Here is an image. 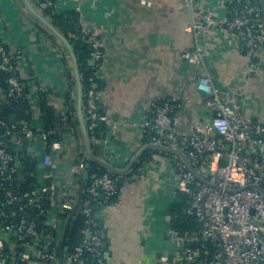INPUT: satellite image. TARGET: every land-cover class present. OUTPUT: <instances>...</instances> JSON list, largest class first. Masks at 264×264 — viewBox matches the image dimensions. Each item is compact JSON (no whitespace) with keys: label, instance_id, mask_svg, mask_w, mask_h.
<instances>
[{"label":"crops","instance_id":"1","mask_svg":"<svg viewBox=\"0 0 264 264\" xmlns=\"http://www.w3.org/2000/svg\"><path fill=\"white\" fill-rule=\"evenodd\" d=\"M29 1L35 8L33 0ZM140 1L61 0L60 14L75 12L82 28L95 33L104 43L99 79L104 98L100 109L108 122L98 141H91L94 156L118 169L125 168L144 146L143 132L132 127L131 120L145 114L152 100L175 104L179 132L193 123L207 122L211 113L196 91L198 76L208 77L223 99L238 94L251 122L264 125V73L248 71V58L234 46L229 33L211 25L197 36L189 34L186 28L198 19L178 0H147L150 7ZM204 6L217 13L215 21L224 12L216 0H207ZM0 38L9 51H20L17 73L34 132L29 140L17 133L12 137V148L19 154L15 159L17 180L23 183L27 171H21L34 163L37 186H42L47 170L42 157L48 153L57 164L53 182L58 201L74 199L72 210L63 212L57 204H51L44 215L45 226L55 229L58 236L57 258L47 262L38 257L47 235L27 248L32 259L26 264H63L61 254L69 220L80 214L87 187L82 176L85 168L81 163L86 161L77 121L76 83L70 85L68 78L70 73L75 82L73 68L62 44L26 11L22 0H0ZM196 46L203 50L204 59L190 65L181 54ZM4 94L0 89V102ZM42 100L56 118L50 140L59 143L56 150L49 149L41 138L45 128L39 105ZM82 114L85 122L83 107ZM148 151L153 153L138 169L133 167L115 197L103 202L95 212L101 235L105 236V264H157L163 257L173 258L184 246L168 213L178 194L174 162L166 153ZM0 238L12 251L16 248L14 232L6 233L0 226Z\"/></svg>","mask_w":264,"mask_h":264},{"label":"built area","instance_id":"2","mask_svg":"<svg viewBox=\"0 0 264 264\" xmlns=\"http://www.w3.org/2000/svg\"><path fill=\"white\" fill-rule=\"evenodd\" d=\"M33 0L35 8L51 14H60L61 0H42L40 5ZM179 3L194 13L197 23L190 24L186 32L197 36L211 25L229 33L234 46L248 58V71L264 73V25L263 13L258 0H216L224 12L218 15L214 10L205 8L207 0H178ZM141 5L151 6V2L141 0ZM38 5V6H37ZM81 27V39L89 46L90 61L93 62V74L90 81L99 80L102 72L104 43L95 33ZM20 51H9L0 38V72L7 74L9 99L25 97L17 73V60ZM181 58L190 65H196L204 59L203 50L196 46L193 50H184ZM90 89L85 94L84 117L91 141H98L96 130L100 123L108 122L106 114H100L104 92ZM196 91L206 95L205 107L211 117L205 123H193L184 132H179L174 118L176 106L169 100H152L148 110L139 118L131 120V126L139 128L150 136V143L177 149L185 154L191 166L207 182L220 190L210 188L189 172L180 159L174 162L175 188L177 193L189 197L186 213L196 220L200 231L196 237L183 238L184 246L173 258L163 257L157 264H264V197L249 188L258 185L264 191V125L251 122L245 114L238 94L233 93L223 99L208 77L198 76ZM26 140L34 132L27 121L16 124L0 121V185L5 188L4 205L13 206L20 198L10 189L16 169V157L10 152L15 129ZM53 131L43 132L41 138L48 143ZM252 134V136H251ZM51 150L59 149V143L47 144ZM46 167L45 183L37 191L24 194L28 205L43 211L42 198L49 205L57 204L63 212L72 210L74 199L68 197L59 200L53 182L57 164L46 153L42 157ZM88 175L85 199L80 214L84 217L85 227L81 230L82 241L71 253L62 255L63 264H105L101 249V230L95 216V207L110 201L118 191L116 179L107 172L100 173L98 166ZM103 200H99V196ZM50 207V206H49ZM16 212L0 210V226L6 233L14 232L18 242L24 244L19 260L26 262L31 257L27 250L31 244L41 241L45 234L37 231L33 222L20 217L17 223H3ZM48 240L38 257L47 262L57 258L55 248L57 237L47 236ZM193 243L195 246H190ZM8 249L6 252L5 249ZM15 251L0 238V264H14Z\"/></svg>","mask_w":264,"mask_h":264},{"label":"trees","instance_id":"3","mask_svg":"<svg viewBox=\"0 0 264 264\" xmlns=\"http://www.w3.org/2000/svg\"><path fill=\"white\" fill-rule=\"evenodd\" d=\"M40 2H37L38 5H40ZM37 5V6H38ZM44 17H46L50 23L56 27L68 40L70 43L74 54L76 56L77 65H78V75L81 85V91H82V99H83V106H84V99L85 94L88 90L93 89V82H95V86L97 89H101V84L99 80L90 81V78L93 74V65H89L90 61V48L88 45H86L83 40L81 39V27H80V21L78 20L77 14L73 11L65 12L61 14L53 15L50 13V11L43 9L41 11ZM68 78H70V85H74V80L72 79L71 74H68ZM7 74L0 72V89H3V92L7 90ZM5 98L2 102H0V121H4L9 123V117L14 116L16 121L14 124H16L19 121H27L29 123V116L27 115V102L25 97H19L16 99H9L4 94ZM68 105L70 106V111H74V106L72 100L67 97ZM40 110L42 113V119L45 124L44 132L47 131H53L56 122V118L54 116L53 111L46 105V102H43V100L40 102ZM99 113L102 114L101 109L99 110ZM70 118V116H69ZM71 124H74V122L71 121ZM100 127L96 130V136L100 137ZM15 132L19 135L20 129L16 127ZM52 136L49 137L48 143L52 142L50 141ZM150 143V136L145 134L142 137V145H146ZM93 149L94 155H96L95 148ZM10 152L17 158L19 154L16 153V151L13 150L12 147H10ZM153 152L147 151L142 158L139 160L138 163L135 164L134 169H138L139 166L145 162L148 157ZM170 157L173 161H176L175 157H172L170 155H167ZM96 166H92V168L89 170V173L93 170H96ZM27 171V172H26ZM22 173L26 172V174H23L24 182L20 183L17 180V173L16 170L13 176V180L10 184V189L14 192L15 195H17L20 199L15 202L13 206H6L4 205L5 201V188L0 185V210L4 212H10L15 211L16 215L15 217L7 219L4 224H15L19 220L20 217H24L27 221L33 222L35 224V227L37 231L41 234L45 235H55V229L53 228H47L44 224V215L47 209L49 208V202L47 199L42 198L40 201V204L43 206V211L41 212L39 209L32 205H28V200L24 198V194L31 193L38 190V186L36 183V179L34 176V163L30 166V168H26L25 170L21 171ZM100 173H105L103 169H99ZM28 174V176H27ZM112 178L116 179L115 176L110 175ZM1 182V181H0ZM86 195V194H85ZM114 198V197H113ZM112 198V199H113ZM85 199V197H84ZM111 199V200H112ZM102 204V203H101ZM96 205L95 212H97L100 205ZM189 207V197L185 194L178 193L177 194V201L173 204H171L168 208V213L171 215V224L173 230H175L180 237L183 238H193L196 237L200 231V226L194 219V217L188 215L187 213H184L183 211H186ZM67 218V215H63V217ZM69 222L73 223L72 227V233L69 237L68 242H65L64 245L67 247V253H71L73 249L80 245L82 241V234L81 230L85 227L84 224V217L79 214L76 216V218L73 220L70 218ZM102 240V239H101ZM190 246H195L193 243H188ZM102 249V247H101ZM10 250V248H9ZM24 250V244L22 242H18L16 248L13 250L14 253V264H26V262H22L19 260V255ZM104 252V249H102ZM5 251L7 252L8 249L6 247ZM32 258L30 257L29 260ZM41 260V259H40Z\"/></svg>","mask_w":264,"mask_h":264},{"label":"water","instance_id":"4","mask_svg":"<svg viewBox=\"0 0 264 264\" xmlns=\"http://www.w3.org/2000/svg\"><path fill=\"white\" fill-rule=\"evenodd\" d=\"M261 9H262V13H263V25H264V0H258ZM22 3L26 9V11L36 20L38 21L40 24H42L47 30H49V32L56 38L58 39V41L62 44L63 48L65 49L68 58L71 62L72 68H73V74L75 77V83H76V113H77V121L79 123L80 129H81V133H82V137H83V146H84V154H85V161L86 163H81V165L84 166V172H83V180L87 181L88 180V175H89V170L92 168V166H98L99 168L103 169L105 172H107L110 175H113L116 177V183L118 186H122L125 182V177L126 175H129L132 171H133V167L135 166V164L142 158V156L150 149H154L156 151L162 152V153H166L168 155H172L178 159L181 160V162L183 163V165L186 167V169L191 172L194 177L200 181L201 183H203L204 185L210 187V188H214L216 190H220L219 187H217L216 185H213L209 182H207L205 179H203L201 177V175L191 166L190 162L188 161L187 157L185 156L184 153H182L181 151L177 150V149H172L166 146H163L161 144L158 143H151V144H147L144 145L138 152L137 154L130 160V162L128 163V165L123 168V169H118L116 167H114L113 165H111L110 163H108L107 161L103 160V159H99L97 157L94 156V154L92 153V142L90 139V135L87 131V127H86V123L84 122L83 119V114H82V107H83V97H82V91H81V85H80V80H79V75H78V65H77V60H76V56L74 54V51L70 45V43L68 42V40L64 37V35L56 28L54 27L50 21L43 16V14L41 12H39L37 9H35L33 7V5L31 4V2L29 0H22ZM89 65H93L92 61H89ZM94 88H96V86H94ZM199 94L201 95V97L203 99H206V95H204L203 93L199 92ZM99 110V108H98ZM9 123L14 124L15 123V119L13 116L9 117ZM100 129L102 130L104 127L103 123H100ZM102 136V135H101ZM252 136V134H251ZM261 138L264 139V133L261 135ZM24 158V155L21 156V159ZM22 168V167H21ZM249 188H252L256 191H258L263 197H264V191L262 190V188L258 185H252L249 186ZM40 192V190H38V193ZM99 200L102 201L103 200V196L100 195L99 196ZM184 213H186V211H184ZM72 227H73V223H71L69 225V228L67 230L66 233V237H65V242H68L69 237L71 236L72 233ZM101 227V226H99ZM100 229V228H99ZM101 239H102V244L101 247L102 249H105V236L101 235ZM67 251V247H64L63 252L61 254L62 255Z\"/></svg>","mask_w":264,"mask_h":264}]
</instances>
